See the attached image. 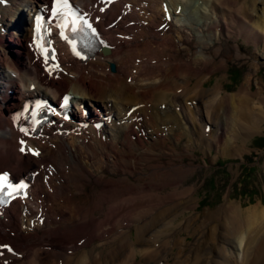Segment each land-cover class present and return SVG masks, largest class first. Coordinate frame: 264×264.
Here are the masks:
<instances>
[{
  "label": "bare ground",
  "instance_id": "obj_1",
  "mask_svg": "<svg viewBox=\"0 0 264 264\" xmlns=\"http://www.w3.org/2000/svg\"><path fill=\"white\" fill-rule=\"evenodd\" d=\"M41 1L0 0V170L11 166L15 174L30 167L38 171L27 199L13 200L8 217L0 219V264H212V257H200L198 252L190 260L136 257V246L144 247L138 252L145 251L149 256L159 246L165 248L164 244L170 252L179 248L178 235L195 224V218H189V226L183 230L177 218L185 208H194L196 201L191 188L164 196L150 193V181L138 192L131 180L158 181L164 173V169L160 172L163 166L159 161L175 157L166 155L164 146L171 139L178 144L182 136L189 142L195 133L186 123L198 125L199 110L194 108L197 101L191 102V118H186L181 115L183 106L178 107V101L172 99L177 91L186 95L185 99L191 95L206 99L204 108L210 119L219 117L221 125L217 136L215 130L212 132L215 143L229 132H233L235 142L238 134L245 137L257 131L258 123L264 120L261 85L250 90L247 75L234 93L221 90L218 83L212 88H199L198 82L205 79L195 78L198 72L193 69L202 66L201 58L214 63L213 70L221 69L231 58L242 60L240 47L230 44L232 39L240 38L255 49L264 47V0L113 2L102 13L94 10L105 47L81 62L64 52L62 70L52 71L50 76L38 71V64L23 44L28 38L23 10L28 14ZM76 1L85 5L95 0ZM258 3L262 5L259 9ZM250 15L253 23H247ZM181 32L189 37L181 36ZM191 77L195 78L193 88H187ZM30 84L34 85L32 90L28 89ZM194 86L198 92L192 94ZM40 93L52 100L63 93L72 95L78 113H73L72 120L63 122L58 131L57 125L50 126L29 140L38 155H20L16 145L12 146L5 115L22 98ZM252 98H257L260 105ZM84 103L92 110L82 118L79 106ZM78 121L85 125L79 126ZM200 134L203 138V130ZM92 139L104 143L97 146L89 143ZM240 140L243 145V138ZM121 142L132 150L119 148ZM176 147L168 151L181 153L174 151ZM226 149L224 146L222 150ZM87 187L91 189L89 195ZM99 204L104 207L102 216L96 215ZM232 204L227 201L218 210L206 212L205 218L207 221L208 216L215 218L221 213L227 220L222 225L233 233L238 249L245 240L239 232L242 215ZM245 216L255 217L250 210ZM207 239L203 240L206 245ZM122 243L128 244L127 248L120 246ZM157 243L161 244L155 248ZM1 245H9L12 252ZM151 247L155 249L149 251ZM211 248H207L208 253ZM105 250L110 257H102ZM248 264L262 261L255 257Z\"/></svg>",
  "mask_w": 264,
  "mask_h": 264
},
{
  "label": "rangeland",
  "instance_id": "obj_2",
  "mask_svg": "<svg viewBox=\"0 0 264 264\" xmlns=\"http://www.w3.org/2000/svg\"><path fill=\"white\" fill-rule=\"evenodd\" d=\"M261 7L262 5H257L258 9ZM26 14L27 11L23 10V15ZM253 19L254 17L251 16V18L247 19V23H253ZM220 20L222 21L221 17ZM171 22L174 23L175 21L172 19ZM186 35L188 34L181 32V36L189 37ZM233 40L234 39L230 40V44L235 48L236 46L240 47V52L243 54L244 58L242 60L234 58L226 60L224 62L225 66L223 65L221 69L217 70H213V66H215L214 63L201 58L200 61L202 66L194 68L193 71L198 72L195 78L205 79V81L203 83L198 82L197 86L200 88V85H204L203 87L206 89L212 88L218 83L221 86V90L227 93H234L238 91L239 87L244 83L245 77L248 75L250 79L253 80L251 82L249 79V89L252 91L255 90L258 84L261 85V89L264 93V49H262L264 47L261 48L259 45L255 49L252 44L246 45L242 43L240 38L236 41ZM24 41L23 44L25 43ZM14 57L13 55V58ZM177 57L179 56L177 55ZM194 79L192 77L190 78V83L186 85L187 88H193ZM197 86H194L196 88L193 89L192 94H195V91L198 92ZM177 94L176 97L172 99L173 101H178L176 103L178 107L179 105L181 107L183 106L181 115L186 118L187 115L190 116L192 110L191 102L197 101V106L194 108H197L200 113L198 114L199 120H197V124L199 126L201 125L199 132L198 125L194 126L188 123L186 119L187 127L193 129L195 133H192L189 142L182 136L178 144L171 139L168 144L164 146L166 149L163 148L165 154L170 157H175H173V160L162 158L159 161V165L163 166L160 172L164 169V173L159 176L158 181L153 179L138 181L135 179L131 180V183H134L136 190L140 192L143 189L142 186L150 181L148 182L150 184V193L163 194L164 196L191 188L192 198L196 201L195 207L192 209L185 208V210L181 211L177 219L181 221L179 226H182V230L184 229L183 227L189 226V218L194 217L195 224L191 225L189 228H185L183 232L178 235L179 248H173V242H171L169 248L173 249L170 252L166 244H164V248L163 246H159L161 243H157L158 245H154L155 248L159 246L156 249V253L149 256L145 251V253H139L144 247L136 246V257H154L155 259H157L156 257H188L187 260H190L191 257H195V253L198 252L197 255L200 254V257H212V264H214V262L216 264H227L228 259H233L230 264H239L241 261L242 264H248L252 263L255 257H259L262 264H264V120L258 123L257 131L254 133L248 134L245 137L244 135L238 134L237 136L239 138H237L235 142L234 137L231 136L233 132H229L221 136L222 139L215 143L212 140L213 133L216 132L214 136H217V132L220 130L221 125L218 123L219 117H213L211 118L212 120L210 119L208 112L204 108L206 99L193 98V95L185 99L186 95H180L178 91ZM251 100L254 101L256 105H260L257 98H252ZM198 116L196 115V117ZM205 126L207 127L205 128ZM202 130L204 133L203 138L200 134ZM209 134L212 135L209 136ZM240 137L244 140L243 145H241L242 141H239ZM89 143L100 146V144L104 143V140L98 142L92 139ZM84 145L85 142L83 141L80 146L83 147ZM224 146H227L226 150H222ZM173 147H176V150L173 149L174 151L181 153L174 155L168 151ZM119 148L132 150L122 142L119 144ZM154 152L158 153V150H154ZM161 161L163 163H161ZM90 192L91 189L87 187L86 194L89 195ZM83 197L87 199L86 195ZM227 201L233 203L232 206L239 207V211L242 215L241 218H239V223L241 225L239 227V232L244 234L245 240L241 248L238 249L235 247V237L233 233L222 225V223H224V221L227 222V220L223 215L221 216V213L216 214L215 218L208 216L207 221L205 218L206 212L218 210V208L225 205ZM96 208H101L100 210H96V215L102 216L104 207L99 204L95 209ZM247 210H250V213L255 217L252 219L247 218L245 216ZM228 213L231 215L234 214L233 212ZM225 215L226 214H224V216ZM204 221L206 222L201 225ZM139 222H141V220ZM131 232H133L132 234L136 233L135 230ZM203 232L204 234H202ZM207 238L210 242L208 241L206 245L203 240ZM180 240L182 241L181 243ZM250 240L252 241L249 242ZM196 242L199 244L197 251L195 250ZM127 245L128 244L122 243L120 246L127 248ZM210 246L213 250L208 253L207 248ZM154 247L148 250H154ZM102 257H110L107 250L102 253ZM235 260H237V262H235Z\"/></svg>",
  "mask_w": 264,
  "mask_h": 264
},
{
  "label": "snow or ice",
  "instance_id": "obj_3",
  "mask_svg": "<svg viewBox=\"0 0 264 264\" xmlns=\"http://www.w3.org/2000/svg\"><path fill=\"white\" fill-rule=\"evenodd\" d=\"M56 2V5L58 6L57 8H54L52 11H53V16L56 17V16H65L67 14L66 11H61L60 9H64V10H69L70 11V8H69V4H68V0H55ZM39 20V18H37ZM84 24L88 27V28H91V25L87 24V21H84ZM59 29H60V36L62 39L66 40L74 54L76 55H79V51L77 50V44H76V41H75V37L77 35V33L79 32H83L84 31V28L83 27H80L79 29L76 27V20H72L71 22V25H67L65 22H61L59 24L56 25ZM65 27H68L69 28V31L70 33L72 34L71 37L66 35L65 34ZM67 97H65V101H67ZM21 131H25L23 128L21 129ZM25 135H28V132L25 131ZM24 142L21 141V144H23ZM25 149L22 147L21 148V151H24ZM34 155H38V153H33ZM8 180V176L7 174L3 175V176H0V195H11V193H6L3 191L4 187L7 186L8 188H12L14 191H18V188L9 183L7 185H5V181Z\"/></svg>",
  "mask_w": 264,
  "mask_h": 264
}]
</instances>
